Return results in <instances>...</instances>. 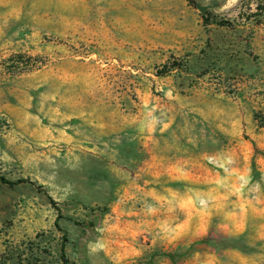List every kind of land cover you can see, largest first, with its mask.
I'll use <instances>...</instances> for the list:
<instances>
[{
  "label": "rangeland",
  "instance_id": "obj_1",
  "mask_svg": "<svg viewBox=\"0 0 264 264\" xmlns=\"http://www.w3.org/2000/svg\"><path fill=\"white\" fill-rule=\"evenodd\" d=\"M62 248L264 264V0H0V264Z\"/></svg>",
  "mask_w": 264,
  "mask_h": 264
},
{
  "label": "crops",
  "instance_id": "obj_2",
  "mask_svg": "<svg viewBox=\"0 0 264 264\" xmlns=\"http://www.w3.org/2000/svg\"><path fill=\"white\" fill-rule=\"evenodd\" d=\"M178 78H181V79H185L186 78L185 80L191 79V81H192L193 78H196V79H199L200 81H203V82L207 81V79H208V77H178ZM239 78L242 79L241 80V85L244 88L243 89L244 90L243 92L245 93L243 95L244 97L248 95L247 94L248 92H252L253 93V92L257 91L258 90L257 87H259V84L262 82V77L256 76L254 74H252V75L249 74V75H246L244 77H239ZM234 80H236V79H234ZM193 97H196V96L193 94V96L191 95L186 100L182 101V102H184L183 103L184 105H182V106H184L189 111H192V110H194L196 108L192 104ZM238 113H240V109L238 110ZM235 124H236V122H235ZM229 127L230 126L226 127L225 129L229 130Z\"/></svg>",
  "mask_w": 264,
  "mask_h": 264
},
{
  "label": "trees",
  "instance_id": "obj_3",
  "mask_svg": "<svg viewBox=\"0 0 264 264\" xmlns=\"http://www.w3.org/2000/svg\"><path fill=\"white\" fill-rule=\"evenodd\" d=\"M201 10H205V9L201 7ZM210 24L226 25L227 23H223L222 21H216V22H212V23H210V22L207 20V25H210ZM2 181H3L4 183H6V184L11 185V186L16 185V184H19V183L30 182V181H28V180H26V179H19V180H17V181H10V180H7V179H5V178H2ZM56 225H57L58 228H60L58 223H56ZM60 230H61V229H60ZM169 257H170L172 260H174V255H169ZM62 258H63V261L65 262V264H68V263H69L68 259H66V254H65V252H64V248H62Z\"/></svg>",
  "mask_w": 264,
  "mask_h": 264
}]
</instances>
